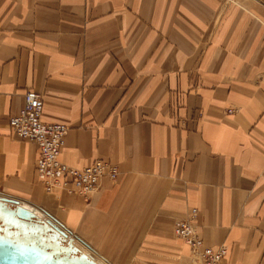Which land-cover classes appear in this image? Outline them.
I'll use <instances>...</instances> for the list:
<instances>
[{
  "label": "crops",
  "instance_id": "crops-1",
  "mask_svg": "<svg viewBox=\"0 0 264 264\" xmlns=\"http://www.w3.org/2000/svg\"><path fill=\"white\" fill-rule=\"evenodd\" d=\"M29 90L67 127L60 162L116 181L43 191L8 128ZM0 196L107 264H191L173 226L192 209L205 247L264 264V0H0Z\"/></svg>",
  "mask_w": 264,
  "mask_h": 264
},
{
  "label": "built area",
  "instance_id": "built-area-1",
  "mask_svg": "<svg viewBox=\"0 0 264 264\" xmlns=\"http://www.w3.org/2000/svg\"><path fill=\"white\" fill-rule=\"evenodd\" d=\"M232 111H228L231 113ZM43 98L34 91H26L23 104L17 115L8 120L11 136L33 143L38 150L35 175L45 193L65 192L82 199L93 195L102 179L114 182L118 176L115 165L95 160L88 166L75 169L59 160L64 146L67 127L60 123L42 121ZM196 210L188 212L186 218L175 222L174 234L189 248L191 264H229L227 248L223 245L213 249L205 247L193 225Z\"/></svg>",
  "mask_w": 264,
  "mask_h": 264
},
{
  "label": "water",
  "instance_id": "water-1",
  "mask_svg": "<svg viewBox=\"0 0 264 264\" xmlns=\"http://www.w3.org/2000/svg\"><path fill=\"white\" fill-rule=\"evenodd\" d=\"M44 214L60 226L51 215ZM0 264L96 263L73 246L72 238L38 219L19 200L0 196Z\"/></svg>",
  "mask_w": 264,
  "mask_h": 264
},
{
  "label": "bare ground",
  "instance_id": "bare-ground-1",
  "mask_svg": "<svg viewBox=\"0 0 264 264\" xmlns=\"http://www.w3.org/2000/svg\"><path fill=\"white\" fill-rule=\"evenodd\" d=\"M20 205L22 207L28 209L29 211H31V213H33L41 221H45V222L48 221L50 224L56 226L60 231H62L68 238H72L73 246H75L81 253H83V254H85L87 256H90L96 264H107L97 254L92 253V251H90V249H88V247L83 246L84 244L82 245L80 241H78L77 239H75V238L71 237L70 235H68L56 223H54L48 217H46V215L41 210H39L38 208H36V207H34V206L30 205V204H26V203H21L20 202Z\"/></svg>",
  "mask_w": 264,
  "mask_h": 264
},
{
  "label": "rangeland",
  "instance_id": "rangeland-1",
  "mask_svg": "<svg viewBox=\"0 0 264 264\" xmlns=\"http://www.w3.org/2000/svg\"><path fill=\"white\" fill-rule=\"evenodd\" d=\"M81 244H82V243H81ZM82 245H83V244H82ZM83 246L88 247L89 245L86 246V245L84 244ZM89 247H90V246H89ZM108 264H111V263H108Z\"/></svg>",
  "mask_w": 264,
  "mask_h": 264
}]
</instances>
